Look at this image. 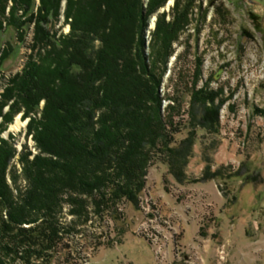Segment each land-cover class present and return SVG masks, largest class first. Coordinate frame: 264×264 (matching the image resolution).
<instances>
[{
	"label": "trees",
	"instance_id": "trees-1",
	"mask_svg": "<svg viewBox=\"0 0 264 264\" xmlns=\"http://www.w3.org/2000/svg\"><path fill=\"white\" fill-rule=\"evenodd\" d=\"M193 1L177 0L171 22L159 16L149 59L140 0H66V33L53 29L61 0H0V73L16 51L6 28L22 45L33 26L22 70L3 84L0 116L30 117L27 135L38 149L33 159L20 152L18 173L10 167L17 148L0 137V264H74L67 240L121 201L137 205L156 155L169 153L172 173L184 176L181 150L168 151L178 123L171 107L163 111L158 87ZM191 94L204 107L214 101L207 86ZM198 120L214 125L210 111Z\"/></svg>",
	"mask_w": 264,
	"mask_h": 264
},
{
	"label": "rangeland",
	"instance_id": "rangeland-1",
	"mask_svg": "<svg viewBox=\"0 0 264 264\" xmlns=\"http://www.w3.org/2000/svg\"><path fill=\"white\" fill-rule=\"evenodd\" d=\"M140 1L150 59L158 18L171 22L177 0ZM191 3L158 87L163 111L171 107L178 123L168 151L181 150L185 163L178 169L184 176L172 173L169 153L156 155L137 205L121 201L67 240L77 249L74 264H264V112L258 110H264V0ZM65 6L61 0L53 28L64 33L70 30ZM6 29L4 38L16 51L0 73V97L7 79L22 70L33 35L31 26L19 45L14 28ZM203 86L214 96L206 108L191 94ZM43 105L44 100L36 117ZM204 111H210L215 126L199 122ZM18 117L23 125L14 129ZM9 120L3 123L0 116V137L11 138L17 148L10 167L19 173L20 152L33 159L38 149L27 135L30 117L20 112ZM7 180L11 183L8 174ZM62 216L66 222L72 218L67 205Z\"/></svg>",
	"mask_w": 264,
	"mask_h": 264
},
{
	"label": "bare ground",
	"instance_id": "bare-ground-1",
	"mask_svg": "<svg viewBox=\"0 0 264 264\" xmlns=\"http://www.w3.org/2000/svg\"><path fill=\"white\" fill-rule=\"evenodd\" d=\"M23 125L22 121L18 117L15 124L12 126L14 129H19Z\"/></svg>",
	"mask_w": 264,
	"mask_h": 264
}]
</instances>
